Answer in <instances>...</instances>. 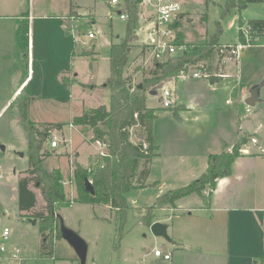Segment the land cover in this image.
Segmentation results:
<instances>
[{
    "label": "crops",
    "instance_id": "crops-1",
    "mask_svg": "<svg viewBox=\"0 0 264 264\" xmlns=\"http://www.w3.org/2000/svg\"><path fill=\"white\" fill-rule=\"evenodd\" d=\"M187 12L184 9L183 14ZM63 24L60 14L32 10L31 0L28 8L23 0H0V121L7 115L0 128L3 217L10 207L21 216L19 181L28 176L30 169L29 133L21 116L23 104L28 105L32 122L65 124L62 130L55 131L63 144L57 149L50 144L45 163L75 154L79 165L86 168L106 150L98 142H91L93 135L87 137L72 120L91 109L110 106L111 91L106 82L111 61L102 65L95 49L81 46L76 51L77 38L65 31ZM248 43H239L242 48L236 57H224L227 62L221 68L215 67V83L207 77H194L195 71L189 68L167 85L172 88L175 105L173 109L161 106L163 121L155 122L157 150L152 166L159 168L156 178L160 181L148 182L156 183L151 187L186 185L206 172L210 155L232 152L245 138L248 140L233 163L231 174L217 181L208 197V209L201 208L194 215L192 209L197 206L188 205L198 196H192L176 202L182 211L174 215L187 222L171 226L169 220L160 216L154 220L153 223L167 224L168 233H174L170 242L174 251H169L168 264H180L182 256L187 257L189 264H219L222 260V264H264V37L257 36ZM246 48L252 51L247 71L240 66V54ZM86 52L91 54L84 56ZM256 85H261L260 101L248 107L245 101ZM161 92L158 90L155 96L159 100ZM151 97L154 96L148 94L147 106L153 108ZM68 134L72 135L71 151L67 148L71 141ZM84 157L91 159L88 164L82 162ZM169 176L176 178L170 181ZM31 189L37 194L32 186ZM8 194L12 199L10 207L5 204ZM35 211L39 212L38 203Z\"/></svg>",
    "mask_w": 264,
    "mask_h": 264
},
{
    "label": "rangeland",
    "instance_id": "rangeland-1",
    "mask_svg": "<svg viewBox=\"0 0 264 264\" xmlns=\"http://www.w3.org/2000/svg\"><path fill=\"white\" fill-rule=\"evenodd\" d=\"M173 1L180 2L188 12L184 13L182 18L176 23L175 36L172 39H167V41L169 40L171 44L184 46L187 49L186 52H193L195 48L198 49L197 60L194 64L190 65V71L201 70L209 77L213 76L216 66L221 68L227 62V59L220 57L216 49L211 46L213 38L218 33L219 23L221 24V32L218 37V45L223 46L239 44L241 24L244 25L243 30H246L247 22L264 18V3L241 4L224 16L228 0ZM236 2L238 3L239 0H236ZM23 3L28 8L29 0H23ZM130 3L138 11L136 24L138 40L132 42L133 46L129 50V62L125 67L124 77L130 79L129 85L136 87L142 84L146 78L152 76L151 72L154 71L155 64L158 61L152 55V51L149 49L150 47L145 43L147 35L146 28L151 27V23L156 17V10L152 5L147 4L146 0H130ZM31 8L32 10L35 9V11L44 9L49 14H60L61 17H64V23L70 24V26L76 25L72 33L69 31L72 36L77 38L76 51H79L81 46L90 49V51L95 49L102 65L106 66L110 59L111 43H118L126 36L127 26L130 20V18L122 20L119 14L122 9L124 14L128 16V12H126L128 8L126 0H120L119 5H112L111 0H31ZM203 17H205V20L202 19ZM89 33H94L95 39H89ZM246 36L248 35L246 34ZM247 39V41L251 42L249 37ZM225 52L230 55L227 51ZM251 53V49L246 48L240 54V66L246 71L251 66ZM182 54L183 51L181 50L173 57ZM170 57L163 55L161 63L167 61ZM178 77L166 81L163 87L176 81ZM151 106L156 109L157 118L155 122L158 120V123L162 122L163 120L160 114L161 103L158 97H151ZM37 117L34 115L36 120ZM6 120L7 115L5 119L0 121V128L3 127V123H6ZM130 133L131 141L134 143L137 142L138 139L135 130H130ZM89 134L94 135L91 130L86 133V136L88 137ZM59 137L62 139L60 135ZM71 137L72 135L68 134V140L70 139L71 141L68 143L67 148L70 151L72 148ZM50 143L51 139L44 144L45 152L50 151ZM64 147L65 145L61 146V148ZM91 152L93 153L95 151L91 150ZM105 153H107V149ZM76 156L75 154L67 155L61 161L54 159L46 163L45 160L49 155H46L45 158L38 156V159L41 161L38 166L40 167V171L37 172L32 184V188L36 190L38 195V210L42 212L44 207L47 206L41 194V186L43 188V186L46 187L49 185L48 174L54 175L63 187L67 199L65 203L58 202L54 204L56 214H59L64 219L65 224L70 229L87 241L89 252L86 264H168L166 263L167 261L161 258L156 260L155 250L159 249L164 251V253H169V251H174L172 244L162 237H156L152 233L151 226L145 224L142 219L147 217L149 214L147 208L155 205L158 196L160 197L170 190L182 188L193 181L174 188L165 187L164 189L162 187L161 189V187L153 188L149 186L145 189L133 190L127 193L125 197L131 209L127 215V222L121 231L120 229L122 228H120L119 220L116 217L117 214L109 206L79 202V184L75 179V170L79 165V159L77 162ZM101 157V154L97 155V160L92 161L86 168L90 166L92 168L98 160L100 161ZM90 160L88 157H84L82 162L88 164ZM152 165L153 162L150 165V175L148 178V182L150 183L160 181V179L158 180L156 178L159 168H155ZM175 178V176H169L170 181H174ZM207 192L206 200L202 197L200 199V196H198L190 202L191 205H188L191 208L197 206L196 209H192L194 210V215L202 209H208L210 190ZM7 197L8 201L5 204L10 207L11 205L9 204H12L11 194H8ZM164 209L168 210L163 211ZM9 210L5 213V217H3L1 216L2 211L0 209V223L11 227L13 231V244L22 249L27 259L25 264H80V260L73 247L63 238L57 236L54 238L56 243L54 257H41L42 235L40 232V219L31 216L21 218L15 212L14 207H10ZM181 211L179 208L171 209L169 205H164L161 210L155 211L154 220H158V216H160L163 219L169 220L168 223H171V226L174 223H181V221L187 222V219H181L174 215ZM10 214H14L15 217L11 218ZM30 218L37 219L38 222L36 224L29 222ZM55 224L56 222L52 227H55ZM173 234L172 230L168 233L171 239L174 238ZM177 234L175 233V235ZM185 252L190 253L191 251ZM222 263L223 260L219 264ZM180 264H189L187 257L182 256Z\"/></svg>",
    "mask_w": 264,
    "mask_h": 264
},
{
    "label": "trees",
    "instance_id": "trees-1",
    "mask_svg": "<svg viewBox=\"0 0 264 264\" xmlns=\"http://www.w3.org/2000/svg\"><path fill=\"white\" fill-rule=\"evenodd\" d=\"M128 8V18L126 36L118 43L111 45V74L106 82V87L111 91L110 106H100L96 109L86 111L83 115L73 118L72 124L80 126L83 133L90 130L93 132L91 142H98L107 149V153L98 160L92 168H84L78 165L75 170V179L79 184V199L84 204H96L109 206L117 214L120 229L123 230L127 215L131 209L126 200V194L133 190L145 189L150 175V165L156 155L157 146L153 133V125L157 118L156 109L147 106V97L151 91L162 89L165 82L178 77L180 73L186 72L191 64L196 62L199 50L185 52L176 57H170L161 63L157 61L151 77L143 82V88L139 85L133 87L129 85V78L124 77V70L129 62V50L133 46L132 42L138 40L137 36V17L138 11L126 0ZM247 3H264V0H228V5L224 16L233 8ZM122 14L124 11L121 9ZM205 20V17L202 18ZM241 24L239 43L248 45L249 39L264 37V18L250 20L247 22L246 30ZM218 33L211 42V46L216 49L220 57L234 58L238 43L231 45H218V37L221 32V24L218 25ZM250 42V41H249ZM230 53L229 54H226ZM91 53L86 52L84 56ZM209 79L215 83L218 78L210 76ZM21 116L25 128L29 133V164L28 176L19 181V210L21 217L31 216L40 219V232L42 235L41 257L53 258L55 254V241L49 233L57 230V237H61L60 221L56 216L55 203H65L67 201L63 187L54 175H49V185L41 186L42 196L47 203L45 211H35L37 207V194L31 189L37 172L40 171L41 161L38 156L45 158L49 155L44 151V144L50 140L51 132L60 131L65 124L43 123L37 124L29 120L28 105L23 104ZM135 130L137 142L131 141L130 130ZM245 138L240 145H236L232 152L210 155L209 165L206 172L196 181L175 190H170L158 197L154 206L148 207L149 214L142 219L145 224L151 226L154 222L155 211L161 210L164 205H169L171 209H178L176 202L192 196L204 198V193L210 190L209 196L215 190L217 181L227 177L232 172L235 160L241 155V149L246 144ZM147 144V150L144 145ZM92 178L94 195L87 192L85 181ZM52 181V182H51ZM25 213V214H24ZM55 224V227H52ZM52 227V228H51ZM51 231V232H49Z\"/></svg>",
    "mask_w": 264,
    "mask_h": 264
},
{
    "label": "built area",
    "instance_id": "built-area-1",
    "mask_svg": "<svg viewBox=\"0 0 264 264\" xmlns=\"http://www.w3.org/2000/svg\"><path fill=\"white\" fill-rule=\"evenodd\" d=\"M147 4L152 5L156 10L155 19L151 23V27L147 28V35L145 38V43L150 50L152 55L158 59L162 60V56H174L179 51L185 53L187 49L184 46H178L176 44H171L169 40L172 39L175 34V26L179 19L182 17L184 8L180 2H175L173 0H146ZM112 5H119L120 0H111ZM120 18L122 20H127L128 16L126 14L120 13ZM76 25L70 26V24L64 23L63 29L65 31L73 32V28ZM89 39H94L95 34L89 33ZM241 46L238 45L236 54ZM194 77H207L209 76L201 70H197L193 73ZM185 77V76H183ZM160 103L164 109H173L175 105V96L170 87H163L160 94ZM51 148L57 149L63 143L62 139L59 137L58 133L51 132ZM256 143V139H252ZM148 145H144V150H147ZM105 155V153H101ZM54 239L58 233L55 230L53 233H49ZM155 256L161 258L165 261L171 260L170 253H164L159 249L155 250ZM26 257L23 254L22 249L13 244V231L10 226L0 223V264H25Z\"/></svg>",
    "mask_w": 264,
    "mask_h": 264
},
{
    "label": "water",
    "instance_id": "water-1",
    "mask_svg": "<svg viewBox=\"0 0 264 264\" xmlns=\"http://www.w3.org/2000/svg\"><path fill=\"white\" fill-rule=\"evenodd\" d=\"M138 87L139 89H142L143 85L140 84ZM260 91H261V85H256L255 87L252 88L250 97L245 101L248 107H254L260 101ZM149 94L152 96H156L157 91H151ZM19 155L23 157L24 153H19ZM85 187L87 192H89L91 195H94L95 190L93 187V182L89 178H87L85 181ZM56 216L60 221L61 237L65 241H67L76 251L77 256L80 260V264H86L88 252H89V245L87 241L83 239L78 233L70 229L65 224L64 219L59 214H56ZM29 222L36 224L37 220L29 219ZM151 230L156 237H162L168 242L172 241L170 236L168 235L167 224L161 222H155L151 225Z\"/></svg>",
    "mask_w": 264,
    "mask_h": 264
}]
</instances>
